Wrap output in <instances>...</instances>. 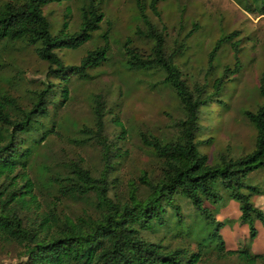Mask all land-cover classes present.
<instances>
[{
    "label": "trees",
    "instance_id": "1",
    "mask_svg": "<svg viewBox=\"0 0 264 264\" xmlns=\"http://www.w3.org/2000/svg\"><path fill=\"white\" fill-rule=\"evenodd\" d=\"M64 1L71 0H0V54L17 44L33 47L36 55L48 63L49 76L58 80H48L27 102L0 86V242L21 249L20 264H209V247L216 244L220 251L225 241L220 233L224 224L206 203L215 207L227 199L239 203L240 221L248 227L251 239L256 238L257 221L264 226V209L256 205L253 196L263 192L248 178L264 172V101L257 110L245 111L255 127L250 152L237 157L221 154L211 160L200 149L213 142L212 136L201 139L208 129L202 123L207 112L203 113L204 108L210 109L215 103L226 105V82L241 69L240 30L222 33L216 40L208 54L206 76L214 71V62L227 43L233 48V68L226 65L215 77L211 90L206 79L192 90L176 62L179 53L167 52L165 32L149 15H160L159 3L163 0H134L144 26L137 32L150 43V52L134 46L131 37L124 44L125 67L134 72L152 70L163 74L159 83L169 87L179 100L182 117L174 123L175 132L165 136L139 132L143 145L159 161V173L151 176L144 171L138 180L128 182L124 195H111L109 175L115 168L114 160L123 153L117 143L109 141L106 115L112 111L107 109L103 96L96 94L92 98L93 126H84L82 132L99 142L103 162L100 172L91 170L85 158L79 157L63 171L49 174L42 168L39 177L33 176L36 149L56 132L51 111L70 100L72 77L92 79L91 71L108 62L111 51L106 31L101 46L89 50L78 64H65L58 50L78 49L89 42L101 29L105 14L98 0H87L80 9L79 29L69 31L65 20L55 35L44 7ZM240 1L246 11L252 9L264 16V0ZM259 88L264 98V72ZM113 121L123 126L118 117ZM124 131L122 128L121 134ZM120 135L118 139L125 137ZM177 196L187 200L210 229L207 236H202L199 228L201 238L195 250L183 245L172 248L144 236L145 231L156 228L173 231L169 217L174 225L181 223L175 229L176 237L186 238L197 227V222L184 223L176 205ZM64 200L84 202L92 209L74 217L60 207ZM230 256H238L246 264L264 259V253L255 254L247 248L217 254L219 259Z\"/></svg>",
    "mask_w": 264,
    "mask_h": 264
},
{
    "label": "rangeland",
    "instance_id": "2",
    "mask_svg": "<svg viewBox=\"0 0 264 264\" xmlns=\"http://www.w3.org/2000/svg\"><path fill=\"white\" fill-rule=\"evenodd\" d=\"M86 1L71 0L44 7L55 35L62 30L65 20L69 23V31L79 29L80 9ZM98 1L105 14L101 29L82 47L63 48L58 52L65 64H78L89 50L103 44L102 34L107 31L111 44L109 60L91 71L93 78L90 80L72 77L70 100L59 109L51 108V119L53 116L56 120V132L37 147L33 176L39 177L42 168L49 174L63 171L79 157L85 158L91 170L97 174L100 172L103 162L99 142L93 135L83 133L82 128L93 126L92 98L101 94L107 109L112 111L106 115V134L110 142L121 147L120 152L123 153L122 157L114 160L115 168L109 175L112 182L111 195L121 197L126 193L128 182L138 180L144 171L151 176L159 173V161L143 145L139 132L170 135L176 131L174 123L182 117V112L175 93L159 83L163 74L152 70L134 72L125 67L124 44L129 37L133 39L134 46L142 48L146 53L150 52V43L137 32L144 29V26L134 0ZM243 5L240 0H163L159 3L160 15L149 12L153 22L165 32L167 52L179 53L176 62L192 90L202 86L205 79L211 90L215 77L220 75L224 67L228 65L233 68V48L227 43L214 62V71L206 76L208 54L216 40L222 33L240 30L239 37L243 39L241 69L235 77L229 75L231 78L226 82L223 96L226 105L215 103L203 111L207 112L202 123L208 129L201 139L212 136L213 142L203 144L200 149L211 160L221 154L237 157L253 149L255 127L246 117L245 111L257 110L264 101L259 88L264 72V16L252 9L246 11ZM48 67V63L36 55L33 47L14 45L0 54V86L27 102L48 80L58 81L49 76ZM114 117L119 118L122 127L113 121ZM122 128L125 131L121 134ZM118 135L125 137L118 139ZM248 182L259 185L262 190V194L253 196V201L264 209V172L253 174ZM176 198L184 223L194 225L197 222V227L186 238L176 237L178 231L175 229L181 223L174 225L173 218L169 217L168 225L173 231H168L167 227L156 228L145 231L144 236L153 241H162L172 248L183 245L195 250L197 240L201 235L207 236L210 229L202 218L198 219L197 212L187 200L178 196ZM206 205L217 220L223 222L220 233L225 241V247L220 251L216 244L209 247V264H246L238 256L219 259L217 254L225 250L247 248L255 254L264 253V226L257 221L258 235L251 239L248 227L240 221L238 202L227 199L215 207L208 203ZM60 207L74 217L85 209H92L87 203L72 200H64ZM169 211L171 213L173 210ZM199 228L202 229L201 235ZM20 251L16 245L6 246L0 242V264H20ZM256 264H264V259H259Z\"/></svg>",
    "mask_w": 264,
    "mask_h": 264
}]
</instances>
